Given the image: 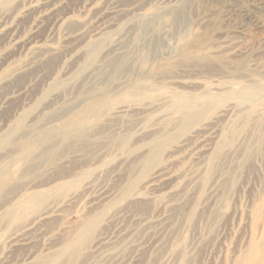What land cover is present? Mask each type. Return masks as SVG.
Listing matches in <instances>:
<instances>
[{
	"label": "rangeland",
	"instance_id": "374dc122",
	"mask_svg": "<svg viewBox=\"0 0 264 264\" xmlns=\"http://www.w3.org/2000/svg\"><path fill=\"white\" fill-rule=\"evenodd\" d=\"M3 1L0 264H264V0ZM78 30L91 44L117 30L126 56L103 60L89 43L72 59ZM103 92L82 138L31 145ZM195 98L211 100L203 115L165 125Z\"/></svg>",
	"mask_w": 264,
	"mask_h": 264
},
{
	"label": "bare ground",
	"instance_id": "6f19581e",
	"mask_svg": "<svg viewBox=\"0 0 264 264\" xmlns=\"http://www.w3.org/2000/svg\"><path fill=\"white\" fill-rule=\"evenodd\" d=\"M10 1V0H9ZM174 1V0H173ZM4 2L3 0L0 1V4ZM8 2V1H7ZM4 5V4H3ZM138 10V9H137ZM118 12V11H117ZM113 13V12H112ZM115 13V12H114ZM126 15L129 16L131 14H136V9L133 10H126ZM126 16V17H127ZM116 26V23L114 24ZM114 25H111V27H113ZM118 25V24H117ZM114 26V27H115ZM108 28V27H107ZM96 29V28H95ZM3 30V29H2ZM120 30V29H119ZM76 32V31H75ZM110 32V31H109ZM113 32V30L111 31ZM115 32H117V34H114L112 36H110L108 39L104 40V44L102 41H99L97 39H95L94 41H98L96 43L91 44L90 42H87L86 39L82 38V34L83 32L78 30L77 33H75V35L73 36L72 40L69 41L68 44H70V47L66 50L68 52L69 55H71L72 59H77L79 60V58H77L79 56V53H81L82 50H84V48H86V46H89V43L91 44L89 47H92L90 50L95 49L96 47L100 46V55L102 57L103 60H108L110 57L112 56H126V52L122 51V47L121 46V39L122 37L118 36V31L116 30ZM104 34V33H103ZM121 34V33H120ZM109 35V34H107ZM107 37V36H106ZM92 42V40H91ZM103 44V45H102ZM139 47V46H138ZM38 51H42L44 53V55L46 54H58L61 51L60 47H55V46H38L36 48ZM88 50V49H87ZM98 50V49H96ZM65 51V50H64ZM63 52V51H62ZM66 52V53H67ZM83 53V52H82ZM96 53V52H95ZM82 55V54H80ZM42 56V55H41ZM40 56V57H41ZM92 56V55H91ZM39 57V58H40ZM47 56H42L41 58H43ZM80 57V56H79ZM44 59V58H43ZM41 59V61L43 60ZM114 59V58H113ZM122 59V57H121ZM126 59V58H125ZM76 60V61H77ZM75 61V60H74ZM110 61V60H109ZM92 62V61H91ZM123 63V62H122ZM28 64V63H27ZM102 66H98L97 69H95L93 72H90L89 76H92L95 71H97L98 69H100ZM69 69V68H68ZM22 72V67H19L15 70V73H19ZM88 74V73H87ZM12 77V75H7L3 78V80H7L8 78ZM88 77V76H87ZM48 78V77H46ZM132 78V77H131ZM142 78V77H141ZM140 78V79H141ZM44 79V78H43ZM144 79V78H143ZM91 80V79H90ZM147 80V79H145ZM9 81V80H8ZM47 81V80H46ZM7 82V81H5ZM147 82V81H145ZM149 82V81H148ZM104 83V82H103ZM124 83V82H123ZM132 83V82H131ZM138 81L134 82L133 85H138ZM150 83V82H149ZM117 84V83H115ZM90 86V85H89ZM130 86V85H129ZM92 87V86H90ZM89 87V88H90ZM116 87V86H115ZM128 87V84H120V86L117 85L116 88H114L113 90H115V93L118 95H122L125 94L123 93L126 88ZM131 88V87H130ZM92 89V88H90ZM89 89V90H90ZM6 90V89H5ZM131 90V89H130ZM16 92V91H15ZM164 92V91H163ZM88 93V91H87ZM84 93V95L82 96V101L84 102V106L85 108L83 110L78 111V113L76 115H74L71 119L65 120V121H57L55 123H53L50 127H48V129H46L45 131L39 132L36 134L33 142H30L31 145L37 144V143H49L50 141H54V143L50 144L49 148H53L54 146L56 147L58 144H60L62 141H65L71 137H78V138H82L84 136V133L86 132V129H89L90 127H92L95 124V121H98L99 115L101 113H103L104 111H106L107 109V104L104 102V98L106 95L105 92L103 93H98L96 95L94 94H87ZM114 95V94H113ZM160 95V96H159ZM159 97H161V93H159ZM111 96V95H110ZM138 96V95H137ZM136 96V97H137ZM157 96V97H158ZM162 96H164L166 99L169 98V96L167 95V93H162ZM114 97V96H113ZM139 97V96H138ZM115 98V97H114ZM149 98V97H148ZM151 98V97H150ZM250 98V97H249ZM259 98V97H258ZM111 99V98H110ZM126 99V98H125ZM146 99V98H145ZM196 99V98H195ZM212 99V98H211ZM253 99V98H252ZM129 100V99H128ZM140 100V99H139ZM108 101V100H107ZM110 101V100H109ZM119 101V100H118ZM126 101V100H125ZM130 101V100H129ZM211 100L208 99H204V98H197L194 101H180L179 104H176L177 106L174 108V112L179 113V116L177 118H170L167 119L165 121V125L166 126H170L172 124H180L182 127H189L201 114L203 115V107L202 106H206V104H210L211 102H209ZM114 102V101H112ZM128 102V101H127ZM214 102V100H213ZM105 103V104H104ZM208 104V105H209ZM80 105V104H79ZM111 105V104H110ZM113 105V104H112ZM122 105L124 106V104L122 103ZM214 105V104H213ZM128 106V105H127ZM126 106V107H127ZM212 106V105H211ZM211 106H209L211 108ZM115 107V106H114ZM205 108V107H204ZM207 108V107H206ZM209 108V109H210ZM120 109V108H119ZM151 109V108H150ZM242 109V108H241ZM130 110V109H129ZM172 110V109H171ZM245 112V111H244ZM170 113V112H169ZM162 115V114H160ZM159 115V116H160ZM164 115V114H163ZM169 114H167L166 116H168ZM118 116V115H117ZM165 116V115H164ZM165 116V117H166ZM22 117V116H21ZM164 117V118H165ZM162 117H160L161 119ZM159 119V118H158ZM100 120V119H99ZM107 120V119H105ZM114 120V119H112ZM164 120V119H163ZM93 123V124H92ZM180 126V127H181ZM111 127V126H110ZM19 128V127H18ZM16 128V129H18ZM181 129V128H180ZM188 129V128H186ZM16 131V130H15ZM21 131V130H20ZM151 131V130H150ZM181 131V130H180ZM219 131V130H218ZM239 131V130H237ZM242 131V130H241ZM19 132V131H18ZM16 131V133H18ZM14 133V132H13ZM12 133V134H13ZM21 133V132H20ZM15 134V133H14ZM13 134V135H14ZM132 134V133H131ZM18 135V134H17ZM56 138H54L55 136ZM53 136V137H52ZM58 138V139H57ZM7 139V136H6ZM53 139V140H52ZM57 139V140H54ZM174 138L170 137L169 140L167 141H163L160 138H156L155 140L152 141V143L149 146V153L147 158L145 159L146 162H144V164H148L147 162L153 161L155 162V160H158L159 157L161 156V153L165 147V144L168 141H172ZM232 140V139H231ZM234 140V139H233ZM1 141V140H0ZM9 141V140H8ZM31 141V140H30ZM214 142V141H213ZM29 143V142H28ZM4 141L0 142V146H3ZM28 144V145H30ZM38 144V146H39ZM221 144V143H220ZM37 146V145H36ZM36 148V147H35ZM217 151V150H216ZM27 155V154H26ZM29 155V154H28ZM17 159V158H16ZM21 160V159H20ZM112 160V159H111ZM159 161V160H158ZM152 162V163H153ZM145 164V165H146ZM155 164V163H154ZM152 165V164H151ZM143 167V166H142ZM152 167V166H151ZM7 169V168H6ZM5 169V170H6ZM149 168L145 169L148 170ZM143 170V169H142ZM5 172V171H4ZM88 173V172H87ZM85 174V173H84ZM90 176V175H89ZM6 181H4V173L0 172V189L4 187V183ZM65 183V182H64ZM63 184V183H62ZM69 185V184H68ZM67 183L63 184L58 190H62L64 187L68 186ZM134 184L129 185L128 187L125 188L124 193L127 194L131 188L133 187ZM51 190V189H50ZM57 190V189H55ZM51 192L48 190L46 191H41L39 192L40 196L39 197H47L49 195H51ZM37 195V194H36ZM136 195H134L132 197V199L135 197ZM36 198V197H35ZM32 199V198H31ZM27 200V199H25ZM24 200V201H25ZM30 200V199H29ZM38 200V199H37ZM31 202V201H30ZM38 202V201H37ZM36 202V203H37ZM29 203V202H28ZM23 205V204H22ZM21 205V206H22ZM32 205V204H31ZM35 205V204H34ZM18 206V205H17ZM30 206V205H29ZM20 207V206H19ZM28 207V205H27ZM32 208V207H31ZM19 209V208H18ZM24 210H26L24 208ZM19 212V211H18ZM97 221L95 219L88 221L85 226L82 228V232H81V236H85L88 234V231L93 228L96 225ZM72 256V253L70 255V257ZM69 257V258H70ZM58 256H52V257H46V258H42L39 259L37 262H35V264H58ZM246 264H251L250 262L246 263Z\"/></svg>",
	"mask_w": 264,
	"mask_h": 264
}]
</instances>
